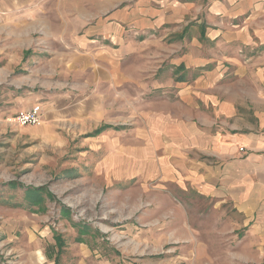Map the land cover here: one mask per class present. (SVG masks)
Returning a JSON list of instances; mask_svg holds the SVG:
<instances>
[{
	"label": "rangeland",
	"instance_id": "374dc122",
	"mask_svg": "<svg viewBox=\"0 0 264 264\" xmlns=\"http://www.w3.org/2000/svg\"><path fill=\"white\" fill-rule=\"evenodd\" d=\"M161 2L171 23L128 32L134 46L122 65L104 66L102 89L90 83L85 115L74 113L85 99L73 97L84 93L73 79L86 73L65 55L100 1L0 0V264H54L57 255V264L262 263L264 235L236 203L154 178L147 126L186 103L156 79L212 72L231 95L222 102H238L243 122L255 124L264 45L240 37L264 27V0ZM47 89L53 96H41ZM35 105L40 122L17 124L16 113Z\"/></svg>",
	"mask_w": 264,
	"mask_h": 264
},
{
	"label": "crops",
	"instance_id": "0c3cea01",
	"mask_svg": "<svg viewBox=\"0 0 264 264\" xmlns=\"http://www.w3.org/2000/svg\"><path fill=\"white\" fill-rule=\"evenodd\" d=\"M98 1L97 15L82 14L95 22L76 33L65 55L74 71L86 73L73 79L84 90L73 97L85 99L74 105V113H81L84 108L85 115L91 113L93 106V94L87 88L95 82L102 89L104 66L122 65L125 53L134 46L132 31L150 33L171 23L161 0ZM241 35L247 44L256 45L258 41L264 45V27L254 32L242 31ZM104 39L113 45H105ZM48 47L54 50L55 57L56 45L51 43ZM253 78L256 83L264 82L263 75ZM156 81V86L175 87L176 96L186 103L180 102L183 105L174 111H159L147 126L155 137L152 153L158 170L154 178L190 188L212 201H233L246 216L247 224H254V231L264 235V105H259L260 99L250 107L255 121L252 124L253 117L243 122L242 105L238 102H222V96L230 99L231 95H222L220 75L216 72L197 74L191 81L182 75ZM256 88L257 95L259 86ZM45 91L41 96H53L52 90ZM221 117L224 122H220Z\"/></svg>",
	"mask_w": 264,
	"mask_h": 264
},
{
	"label": "built area",
	"instance_id": "2783aa9c",
	"mask_svg": "<svg viewBox=\"0 0 264 264\" xmlns=\"http://www.w3.org/2000/svg\"><path fill=\"white\" fill-rule=\"evenodd\" d=\"M42 110L39 105L30 107L29 109L19 110L14 120L19 125L37 124L41 120Z\"/></svg>",
	"mask_w": 264,
	"mask_h": 264
},
{
	"label": "trees",
	"instance_id": "16d2710c",
	"mask_svg": "<svg viewBox=\"0 0 264 264\" xmlns=\"http://www.w3.org/2000/svg\"><path fill=\"white\" fill-rule=\"evenodd\" d=\"M107 127H108V125H102L100 128H98L97 131H94V132H93V135H94L96 132H99L100 130L105 129V128H107ZM56 243H57V245H58V247H59V249H60V247L62 246V241L59 240V237H57V241H56ZM58 252H59V251H58ZM57 260H58V255L55 257V264H57ZM262 264H264V262H263Z\"/></svg>",
	"mask_w": 264,
	"mask_h": 264
}]
</instances>
